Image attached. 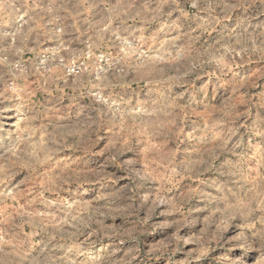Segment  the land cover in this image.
Segmentation results:
<instances>
[{"label":"rangeland","instance_id":"rangeland-1","mask_svg":"<svg viewBox=\"0 0 264 264\" xmlns=\"http://www.w3.org/2000/svg\"><path fill=\"white\" fill-rule=\"evenodd\" d=\"M0 19V264H264V0Z\"/></svg>","mask_w":264,"mask_h":264},{"label":"built area","instance_id":"built-area-1","mask_svg":"<svg viewBox=\"0 0 264 264\" xmlns=\"http://www.w3.org/2000/svg\"><path fill=\"white\" fill-rule=\"evenodd\" d=\"M1 1H3V0H1ZM20 21H21L20 18L16 19V22H18V27H20L22 25L21 23H19ZM0 24H1V19H0Z\"/></svg>","mask_w":264,"mask_h":264}]
</instances>
